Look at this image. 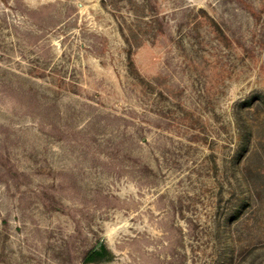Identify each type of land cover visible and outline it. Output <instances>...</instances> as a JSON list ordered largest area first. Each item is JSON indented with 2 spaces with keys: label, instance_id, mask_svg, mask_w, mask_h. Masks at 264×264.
Returning <instances> with one entry per match:
<instances>
[{
  "label": "rangeland",
  "instance_id": "1",
  "mask_svg": "<svg viewBox=\"0 0 264 264\" xmlns=\"http://www.w3.org/2000/svg\"><path fill=\"white\" fill-rule=\"evenodd\" d=\"M0 264H264V0H0Z\"/></svg>",
  "mask_w": 264,
  "mask_h": 264
},
{
  "label": "trees",
  "instance_id": "2",
  "mask_svg": "<svg viewBox=\"0 0 264 264\" xmlns=\"http://www.w3.org/2000/svg\"><path fill=\"white\" fill-rule=\"evenodd\" d=\"M105 252V248L103 245L100 246L99 249L93 248L89 251L90 259L89 260H97L101 256V253Z\"/></svg>",
  "mask_w": 264,
  "mask_h": 264
}]
</instances>
